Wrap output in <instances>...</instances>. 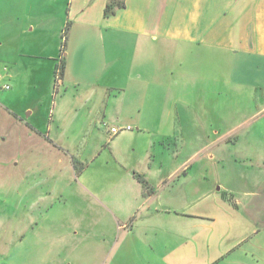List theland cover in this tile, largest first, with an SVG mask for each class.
Returning <instances> with one entry per match:
<instances>
[{
  "label": "rangeland",
  "instance_id": "1",
  "mask_svg": "<svg viewBox=\"0 0 264 264\" xmlns=\"http://www.w3.org/2000/svg\"><path fill=\"white\" fill-rule=\"evenodd\" d=\"M57 21L53 18L50 24L40 27L48 55L53 45L63 42L62 28ZM103 33L106 39L99 46L95 33L87 36L95 44L86 48L91 56L85 58V64L98 57L100 48L115 52L119 46L110 39L123 38L128 42L132 39L128 31L118 34L105 30ZM118 52L120 56L128 52L126 43L123 49L117 50V57ZM41 60L36 72L39 74L35 76L38 84L28 88L25 83L23 97L18 102L37 100L43 117L41 125L48 131L51 113L57 116L60 111V107L56 109V102L60 100L61 105L69 106L77 101L67 111L70 117L67 124L59 126L60 131L64 125L75 133L57 141L67 143L71 150L78 148L81 153L76 151L72 159L57 149L51 153V139L44 137L32 151L22 153L13 124L7 112L0 109V149L3 150L0 154V233H8L10 238L7 245H0V264H79L84 251L87 252L84 264H147V261L162 260L168 264H264V89L243 87L233 80L230 90L226 87V91L220 93L217 87H207L211 81L191 75V83H200L207 91L196 92L190 86L179 93L182 99L176 105L173 97L176 91H163L165 85L170 87L175 76L172 71L177 67L174 55L167 54L157 90L161 89L159 95L166 96V113L179 114L182 121L166 124L168 131L170 128L174 131L169 132L171 137L166 140L157 138V156L146 155L147 149L154 152L156 148L154 144L146 148L150 141L148 135L139 143L135 162L149 183L142 185L126 178L117 187L114 186V178L120 174L117 165L107 163L108 157H100V153L97 154L100 159L93 160L101 148L109 146L107 140H113L114 137H108L111 133L108 130L122 125L115 112L109 109L107 124L101 117L94 124L105 134L106 143L90 132L94 122H90L89 133L83 135L81 130L86 132L87 128L76 117H82L86 107L78 105V101L90 97V91L76 98L73 86L64 92L59 82L63 79V70L55 73L49 70L54 62L51 57ZM57 62L60 63V52ZM214 64L218 68L220 63L216 60ZM123 65L129 66L121 60V69ZM71 66L73 72L76 64ZM111 68L112 63L106 66L105 72ZM0 72H4L1 65ZM218 74L213 77H219ZM52 86L59 89L57 96L51 97ZM1 89L0 96L15 91V88ZM97 94L100 97V91ZM24 113L27 116L28 112ZM129 124L134 126L133 122L125 123ZM127 132L131 130L121 131L120 136L123 138ZM59 157L65 163L60 164ZM11 158L12 163H9ZM131 174L134 178L132 171ZM148 193L164 198L163 207L171 209L172 214L186 209L203 217L181 224L172 214L148 216L145 206L141 205ZM118 209L123 217L129 216V228L131 223H136L119 253L112 248L121 242L127 231H117L112 217L114 213L120 216ZM90 211L98 212L101 220L98 226L89 227L92 234L88 238L81 217ZM120 224L123 223L120 221ZM21 234H26V238L20 240ZM51 240L58 241L52 255ZM109 247L112 248L109 250ZM8 249L9 252L13 249L11 255H7Z\"/></svg>",
  "mask_w": 264,
  "mask_h": 264
},
{
  "label": "crops",
  "instance_id": "2",
  "mask_svg": "<svg viewBox=\"0 0 264 264\" xmlns=\"http://www.w3.org/2000/svg\"><path fill=\"white\" fill-rule=\"evenodd\" d=\"M110 2L111 0H0V65L5 73V81L11 85L9 90L15 88L13 93L0 96V109L7 112L18 135V145L22 153L32 151L40 144L42 137L51 139V153L57 149L60 154L65 152L71 156V159L76 151L81 153L78 148L71 150L67 143L61 144L57 141L66 139L70 136L69 133H75L64 125H61L60 131L59 126L67 124L70 118L67 111L77 101H73L69 106L65 103L61 105L60 100L56 102V109L60 107V111L57 116L51 113V129L48 131L41 125L43 117L37 100L25 102L24 99L22 103L18 102L23 97L22 88L25 83L28 88L38 84V78L35 76L39 74L36 72L42 63L41 59L51 57L54 62H51L49 67L42 64V67H48L55 73L60 52V60H64L66 65L63 79L59 80L64 86V92L73 86L71 89L76 98L90 91V97L78 101V105L86 107L82 117H76L87 128L86 132L81 130L83 135L89 133L90 122H94L90 132L93 131L96 138L101 137L105 141V134L94 124L100 117L105 124L109 109L115 112L117 121L122 124L120 127H125L126 122L134 123L131 132H127L123 138L120 133L115 136L109 133L108 137H114L113 140L110 142L108 139L109 146L101 148L93 160L106 155L107 163L117 165L120 174L114 178V186L122 185L127 179L129 182L136 181L145 185L149 180L145 173L137 168L135 162L139 143L148 135L150 141L147 142L146 148L152 147L153 144L156 148L154 152L147 149L146 155L157 156V138L166 140L171 137L169 132L174 131V128L168 131L166 124L177 122L178 119L182 121L179 114L166 113V96L159 95L161 89L157 90L167 54L174 55L177 67L172 71L175 76L169 84L170 87L165 85L163 91H176L173 95L176 105L182 99L179 93L188 90L190 86L196 92L207 91L200 83H191V75L192 78L211 81L207 87H217L220 93L225 92L226 87L230 90L233 80L240 82L243 87L249 85L255 90L264 89V0H123L121 7L107 15L105 12ZM53 18L59 20L57 23L62 28V38L68 23L70 29L65 51H62V44L58 43L52 46L51 55H48L42 42L44 37L41 36L43 33H40V27L52 22ZM105 30L118 34L123 31L130 32L132 39L129 42L123 38L110 39L122 49L126 43L128 52L124 56H120L118 52L117 57L119 48H116L115 52L100 48L98 57L85 64V58L91 56L86 48L92 43L95 44V41L87 36L95 33L99 40L96 45L99 46L105 42ZM121 60H125L129 66L125 68L123 65L121 69ZM216 60L220 63L218 68L214 64ZM72 63L76 64L73 72ZM110 63L112 68L105 72ZM215 73H219V77H213ZM174 80H178L175 85ZM58 93L59 89L52 86L51 97L53 94L57 96ZM62 95L63 93L59 98ZM26 111L27 116L24 113ZM108 131L110 132V129ZM152 139L154 143L151 142ZM2 153L3 150L0 149V154ZM210 157H214V154H210ZM12 160L13 158L8 162L12 163ZM58 162L63 164L65 160L59 157ZM90 167L91 165L85 168V172ZM145 197L142 198L141 205L145 206L146 215L158 217L173 213L171 209L163 207L164 198H155V195L150 193ZM118 213L120 216L116 213L113 214L114 217L112 214L108 216L117 223V231L126 229L127 233L119 244L108 249H115V252L119 253L125 238L134 232L136 223H131L129 228V216L123 217L120 209ZM172 215H175L174 220L181 224L192 223L195 219L203 217L200 213L186 209L175 211ZM83 216V231L88 237L92 234L89 227L91 228L92 224L98 226L101 217L98 212L92 211ZM120 221L123 224H120ZM7 234L0 233V245H7L10 241ZM20 236V240L26 238V234ZM113 237L114 235L112 239ZM56 241L51 240V255L57 247ZM83 249L90 248L81 250ZM9 250H6L7 255L13 252V249L11 252ZM86 255V251L81 254L79 264H84ZM4 257L6 259L7 256ZM147 264L168 263L162 260L147 261Z\"/></svg>",
  "mask_w": 264,
  "mask_h": 264
},
{
  "label": "trees",
  "instance_id": "3",
  "mask_svg": "<svg viewBox=\"0 0 264 264\" xmlns=\"http://www.w3.org/2000/svg\"><path fill=\"white\" fill-rule=\"evenodd\" d=\"M123 5V3H120V0H111L110 4L107 6L106 8V14L109 15L111 13H113L117 7H121ZM70 25L69 23L66 25L64 32H63V42H62V51H65V47L67 44V38H68V33H69V28ZM65 61L60 60V63L56 65V70H63V72L65 71Z\"/></svg>",
  "mask_w": 264,
  "mask_h": 264
},
{
  "label": "built area",
  "instance_id": "4",
  "mask_svg": "<svg viewBox=\"0 0 264 264\" xmlns=\"http://www.w3.org/2000/svg\"><path fill=\"white\" fill-rule=\"evenodd\" d=\"M0 87L4 90H9L11 88V85L5 81V73L4 72H0ZM132 129H133V127L128 125L125 127H120V126L112 127L110 129V131H111V135L115 136V135H118L123 130H132Z\"/></svg>",
  "mask_w": 264,
  "mask_h": 264
}]
</instances>
